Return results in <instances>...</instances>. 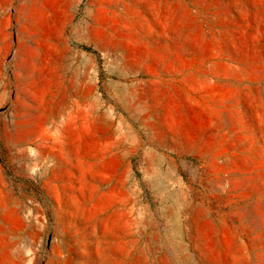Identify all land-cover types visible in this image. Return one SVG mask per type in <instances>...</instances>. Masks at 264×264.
Here are the masks:
<instances>
[{"label": "rangeland", "instance_id": "1", "mask_svg": "<svg viewBox=\"0 0 264 264\" xmlns=\"http://www.w3.org/2000/svg\"><path fill=\"white\" fill-rule=\"evenodd\" d=\"M0 264H264V0H0Z\"/></svg>", "mask_w": 264, "mask_h": 264}]
</instances>
